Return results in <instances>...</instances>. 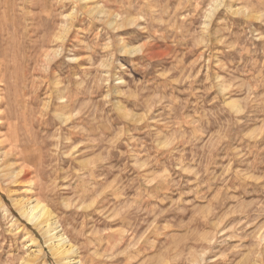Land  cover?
I'll return each mask as SVG.
<instances>
[{"label": "rangeland", "instance_id": "obj_1", "mask_svg": "<svg viewBox=\"0 0 264 264\" xmlns=\"http://www.w3.org/2000/svg\"><path fill=\"white\" fill-rule=\"evenodd\" d=\"M0 96V264H264V0H0Z\"/></svg>", "mask_w": 264, "mask_h": 264}, {"label": "bare ground", "instance_id": "obj_2", "mask_svg": "<svg viewBox=\"0 0 264 264\" xmlns=\"http://www.w3.org/2000/svg\"><path fill=\"white\" fill-rule=\"evenodd\" d=\"M216 2H217V0H216ZM220 3H221V1H220ZM218 4H219V2H218ZM215 7H216V5H215ZM215 10H216V8H215ZM115 22L116 21L113 20V21H111V24H113V26L114 25H118V27L121 26L120 23L117 22V24H116ZM62 40H64V39H62ZM136 50H138V49H133V50L129 49L126 52H131V51H136ZM2 102H3V100L0 98V105L2 104ZM12 138L15 142V147L18 149L19 141L17 140V137L15 136ZM0 144H1V142H0ZM19 153L21 156H23L22 151H20ZM12 157H16V156H14L11 151H9V152L6 151V152L0 153V168H2L1 169L2 171L0 170V172L2 173L5 171L6 175L3 174V176H6L8 179L12 180L14 183L21 184V183L29 182V180H27L28 175L30 173L28 171V169H26L25 167H16V165L12 161ZM3 178L5 179V177H3ZM30 184H31V181H30ZM37 198L38 197H36V198L28 197V199H26V200H21L22 199L21 198L20 201H18V205H20L19 207L22 209L24 216H27L30 220L34 221L35 224L39 225L40 228H42V230L44 231V233L46 235V239L49 242V245H50L52 251H54L56 256H58V259L62 258L63 260H66L67 262L71 261L72 259L69 256L71 251H72L71 246L68 244V241L64 237V234L57 232V226L58 225H56V224H58V222L56 223L53 220L54 215H52L53 213L50 211L48 205L46 203H44V201L42 199H37ZM74 254H75V252H74Z\"/></svg>", "mask_w": 264, "mask_h": 264}]
</instances>
